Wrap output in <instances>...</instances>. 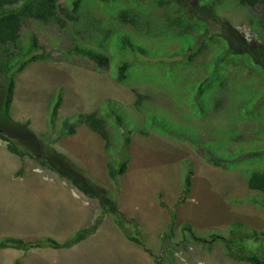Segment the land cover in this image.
Listing matches in <instances>:
<instances>
[{
    "label": "rangeland",
    "instance_id": "1",
    "mask_svg": "<svg viewBox=\"0 0 264 264\" xmlns=\"http://www.w3.org/2000/svg\"><path fill=\"white\" fill-rule=\"evenodd\" d=\"M70 1L60 0L62 4ZM227 3L81 0L85 14L102 17L108 24L114 23L119 9L136 14L135 26L116 22L113 31L129 32L133 45L146 54L106 44L107 69L59 48L73 41L97 48L92 37L81 38L69 24L61 31L28 22L22 32L24 40L28 33H35L53 52L50 60L33 62L15 75L9 117L2 112L4 90L0 88V133L25 151L21 158L0 137V238L33 240L46 235L64 241L75 230L89 228L102 218L94 233L67 248H0V264H14L16 258L22 264H155L152 256L124 235L111 212L103 214L98 197H90L74 180L61 175L70 170L78 179H92V192L101 196L106 192L107 200L116 202L128 219L126 231L160 255L159 264H249L230 256L228 250L243 255L264 248V236L252 230L264 231V208L251 196L255 193L246 186L245 177L254 167L264 166V68L244 53L233 55L215 38L206 42L208 35L197 38L196 30L181 36L174 28L160 29L164 14L182 13L188 18L195 13L211 32L231 29L252 36L245 11L219 9ZM198 4L210 11L190 9ZM201 29L197 27L198 32ZM116 33L113 39L121 35ZM252 37L262 43L261 37ZM194 41L203 46L190 58L182 49L193 47ZM124 61L129 63L128 77L118 82L114 72ZM215 65L221 78L198 95L195 102L205 105L198 107L194 89ZM2 81L0 74V87ZM59 86L63 101L50 125L51 103ZM138 93L144 97L140 103ZM217 99L220 106H216ZM88 112L107 121L111 152L83 123L77 124L73 134L57 138L54 128L63 118ZM27 151L54 160L64 172L41 165ZM213 157L228 160L229 168L213 163ZM111 158L128 161L118 183L107 172ZM188 172L191 186L183 193ZM170 214L175 215L174 235L166 243L160 234L167 231ZM215 236L219 238L209 244L200 241Z\"/></svg>",
    "mask_w": 264,
    "mask_h": 264
},
{
    "label": "trees",
    "instance_id": "2",
    "mask_svg": "<svg viewBox=\"0 0 264 264\" xmlns=\"http://www.w3.org/2000/svg\"><path fill=\"white\" fill-rule=\"evenodd\" d=\"M80 1L81 0H71L69 3L62 4L60 0H0V74L3 79L1 88L4 90L1 107L3 110L2 112L6 117H9L8 113L10 104L13 100L15 75L21 72L30 63L46 61L52 58L53 51L41 43L35 33H28L26 37L27 39L24 40L22 35L23 28L27 27L29 21L41 23L47 27H56L61 31H64L65 26L69 24L73 27L75 34L80 35L81 38L87 36L92 37L97 44V48L92 45L83 44L79 41H73L66 47L62 46L59 48L65 49L66 53L68 52L76 56L88 58L93 61L98 68L104 69L109 65V55L103 50L106 44H109L111 47L115 46L131 50L139 49L143 53L145 52L141 47H135L130 41L131 38L127 34L114 32V26L106 23L102 17H94L91 14H85L82 11ZM176 1L182 3V0ZM235 2L243 7L255 8V10L258 9L260 13L264 12V0H235ZM130 10L131 9H119L115 23H129L135 26L136 14H133ZM165 20L168 23V28L176 29L178 35L184 36L187 33L191 34V32H193V23L188 19H184L183 15L173 16L171 18L168 17L165 18ZM148 25L149 22L146 23V26ZM204 30H206V28H204ZM114 33L121 35L117 36L116 39H113ZM212 35L217 36L218 31L213 32ZM222 35L225 40L231 43V51L233 55L244 53L249 61L259 63L261 64V67L264 68V48L262 46L256 47L254 41H246L242 37L239 38V35L238 37H234L230 30L225 31L224 34L222 32ZM97 37L99 40H96ZM109 40L111 42H109ZM188 49L190 50L192 47ZM194 55L195 53L190 55V57L192 58ZM128 66L129 63L127 61L119 64L115 69L116 73L114 72L113 78L118 82H124L128 77ZM208 81L210 80L206 78L200 83L199 88L197 89V95L204 92ZM137 97V103H140L144 98L143 95L139 93ZM62 101L63 88L59 86L51 103L49 113L50 125H54ZM196 103L197 102H195V104ZM215 103L216 106L221 105L220 100L218 99ZM201 106L205 105L199 103L198 107ZM115 115L118 124L121 125L122 123L119 114L115 113ZM106 122L105 118L99 116L96 112L77 113L72 117L63 118L57 127L54 126V131H57V138H61L64 135L73 134L77 124L83 123V125L89 128L92 132L97 133L104 140L105 148H107V151H110L113 147V140H111L108 134ZM163 124L166 125V122L164 121ZM0 137L7 141V147L10 151L15 152L21 158L23 157L25 154L24 149L17 145L12 138L3 133H0ZM41 138H45L44 133L41 134ZM27 154L34 156L41 165L50 166L57 172H64V169H61L52 159H44V157L38 156L36 153L30 151H27ZM127 162L128 161L125 159H119L118 161L113 162V158L107 162V172L109 178L113 182L118 183L119 176L127 169ZM212 162L215 164H222L226 168H229L227 166V164H229L228 160H220L213 157ZM64 174L66 175L61 173L62 176L74 180L76 185L82 188V190H84L90 197H98L101 201L103 214L111 212V214L116 217L113 221H117L118 225L123 230L124 235L130 241L138 243L145 252L152 256L155 264L160 263V255L153 253L149 247L145 245L144 241L126 231L124 228V221H128V219L124 218L125 216L119 211L116 202L113 199L111 201L107 200L106 192L101 196L99 195L100 192L94 193L91 191L92 183L94 182L92 179L87 178V181L78 179L71 170L69 173ZM184 181L185 189L183 190V193H186L190 190L191 186L190 172L186 174ZM246 184L247 187L255 193L251 196L257 198L264 208V168L261 170H252L247 177ZM179 201H182L181 197ZM248 201L254 202L253 200ZM109 202L110 204H108ZM160 204L162 206L166 205L162 201ZM170 216L171 218L167 231L160 234V240L166 243L171 241L174 235L173 224L175 215L170 214ZM101 218L91 227L77 230L73 236L64 241H58L57 239L46 235L33 240H25L21 237L15 236H4L0 238V248H14L22 251L40 247H52L55 249L62 247L67 248L92 234L100 224ZM252 230L256 235L264 236V231L256 230L255 228ZM239 232L241 233V231ZM216 238L219 237L215 236L210 240L200 238V241L201 243L206 242L209 244V242H213ZM226 245L227 247H231L229 242H227ZM228 254L235 259L246 260L249 264H264V248L259 252H250L249 254L243 255L234 254L229 249ZM14 264L22 263L16 258Z\"/></svg>",
    "mask_w": 264,
    "mask_h": 264
},
{
    "label": "clouds",
    "instance_id": "3",
    "mask_svg": "<svg viewBox=\"0 0 264 264\" xmlns=\"http://www.w3.org/2000/svg\"><path fill=\"white\" fill-rule=\"evenodd\" d=\"M162 2L164 1V0H161ZM167 1H169V2H171V1H174V0H167ZM176 1V0H175ZM178 3H180L179 1H177ZM181 4V3H180ZM217 5L218 4H216L215 5V7H217ZM201 7H203L202 9H203V11H210L209 9V7H207V6H203V5H201V4H198L197 5V7H190V9H192V10H194L195 12H196V10L197 9H200ZM218 8V7H217ZM219 9H237V10H242V11H245L246 12V18H247V28H248V30L249 31H251V33L254 35V36H259V37H261L263 40H261L262 41V43L261 44H258L256 41H254V39H253V35L251 36V35H248L247 34V32L246 31H243V32H241L240 30L237 32V33H233V35H234V37L236 36V37H238V35H239V38H243V39H245L246 41H254V43H256L257 45H259V46H262L263 47V44H264V12L263 13H260L259 11H258V9L257 10H255V8H249V7H243V6H241V5H238L237 4V2H235V0H228V3L226 4V6H224V7H222V8H219ZM186 13V12H185ZM177 15H182V13L181 14H176V15H174V16H177ZM213 15H214V18H215V21H216V23L217 24H219V18L217 17V15H216V12H213ZM189 17L188 18H186V17H184L183 16V18L184 19H188V20H191L192 22H193V32L196 30V32H197V38H204L205 36H209L208 38H206L205 39V42H206V40H210V39H213V38H215V39H217V40H219L220 42H222L223 44H225L226 46H227V48H229V49H231V47H228V46H231V43L230 42H228L227 40H225L224 38H223V35H222V32H223V34H224V32L225 31H227V30H230V31H232L231 29H225V31H223V29H220V28H218L217 30H215V31H213V32H217L218 31V35L217 36H213L212 35V33L213 32H211V31H209V27L207 26V22H204L203 20H202V16H199V15H196L195 13H190V15H188ZM171 18V17H173V16H170V15H168V14H164V15H162V20H163V24L161 25V27H160V29L162 30V32H166V30L167 29H169L168 28V23H167V21L165 20V18ZM165 20V21H164ZM191 22V23H192ZM114 23H115V21H114ZM114 23H112V25L114 24ZM126 24H129V23H126ZM114 26V25H113ZM198 26H201L202 27V29H201V31H199L198 32V30H197V27ZM204 28H206V30H204ZM193 32H191V34L193 33ZM125 34H129V32H126ZM221 34V35H220ZM201 46H203V44H197L195 41L193 42V47H192V49H182V53L183 54H186V55H188L189 57H190V55H192V54H194L195 53V55L196 54H198L199 52H200V50H201ZM256 46V45H255ZM135 47H137V46H135ZM257 47V46H256ZM264 48V47H263ZM131 50V49H130ZM132 51H139V52H141V53H143L141 50H139V49H135V50H132ZM224 52H225V49H224ZM145 54H146V52H144ZM143 53V54H144ZM194 55V56H195ZM193 56V57H194ZM192 57V58H193ZM191 58V57H190ZM228 58H230V57H228ZM228 58H222V60H225V59H228ZM215 61H216V57H215V59H214V62L213 63H215ZM109 63H110V60H109ZM31 64V63H30ZM29 65V64H28ZM237 65V64H236ZM97 67V66H96ZM108 67V66H107ZM216 67H217V65H215L214 67H213V69H212V73L210 74V75H208L207 77H204L198 84H197V86L195 87V89H194V92H195V100H194V102L195 101H197V99L199 98V96L197 95V89L199 88V85H200V83L204 80V79H206V78H208L210 81H208V84L206 85V87L208 86V85H210L211 83H213L214 81H216V80H219L220 78H221V76H220V74L217 72V69H216ZM98 68V67H97ZM218 68V67H217ZM107 69V68H106ZM14 80H15V77H14ZM221 83L223 84V82L221 81ZM14 87H15V84H14ZM1 88V87H0ZM13 97H14V95H13ZM195 105V104H194ZM196 105H198V102L196 103ZM222 165V164H221ZM264 168V166H262V167H259V166H257V167H254V169L253 170H261V169H263ZM251 172V171H250ZM250 172H248V173H246V175H245V177H246V180H247V177H248V175H249V173ZM246 186H247V184H246ZM77 230H79V229H77ZM77 230H75V232L77 231ZM74 232V233H75ZM95 232V231H94ZM93 232V233H94ZM73 233V234H74ZM73 234H71V235H67L68 236V238H70L71 236H73ZM90 236V235H89ZM87 238V237H86ZM85 239V238H84ZM83 240V239H82ZM81 240V241H82ZM81 241H79V242H77V243H81ZM76 243V244H77ZM75 245V244H74ZM73 246V245H72Z\"/></svg>",
    "mask_w": 264,
    "mask_h": 264
}]
</instances>
